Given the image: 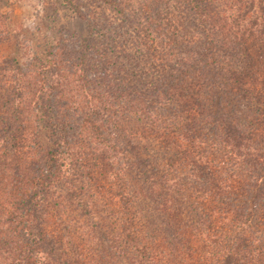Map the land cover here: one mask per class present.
Instances as JSON below:
<instances>
[{
  "label": "trees",
  "instance_id": "obj_1",
  "mask_svg": "<svg viewBox=\"0 0 264 264\" xmlns=\"http://www.w3.org/2000/svg\"><path fill=\"white\" fill-rule=\"evenodd\" d=\"M84 5L0 21V264H264V0Z\"/></svg>",
  "mask_w": 264,
  "mask_h": 264
},
{
  "label": "rangeland",
  "instance_id": "obj_2",
  "mask_svg": "<svg viewBox=\"0 0 264 264\" xmlns=\"http://www.w3.org/2000/svg\"><path fill=\"white\" fill-rule=\"evenodd\" d=\"M80 1L93 11L101 10L100 0H0V21L12 35L3 52L20 55L27 47L40 53L55 41L58 30L86 36L85 23L73 7Z\"/></svg>",
  "mask_w": 264,
  "mask_h": 264
}]
</instances>
